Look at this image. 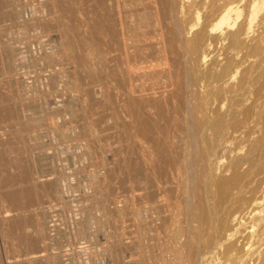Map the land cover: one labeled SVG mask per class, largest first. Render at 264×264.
Returning <instances> with one entry per match:
<instances>
[{"label": "rangeland", "instance_id": "1", "mask_svg": "<svg viewBox=\"0 0 264 264\" xmlns=\"http://www.w3.org/2000/svg\"><path fill=\"white\" fill-rule=\"evenodd\" d=\"M83 1L86 5L82 0H0V215L2 217V214H11L10 217L4 218V221L0 220V264H4L6 258L9 257H18L47 249L48 255L60 253L64 257L58 259L52 255L53 259L33 264H71L73 260L68 257L72 259L71 254L77 257V253H79L77 251L81 247L89 251L92 250L90 249L92 242L88 237H84L76 218L83 219L82 216L88 218L103 214V212L104 219L101 224L105 226L103 228L106 231L109 230L112 221L119 218L123 226L119 232L126 238L122 243L123 248L128 253L139 254L133 256L135 261L146 258L145 250L139 249V247L134 250L130 240L134 236L133 233L138 232L139 227L132 226L131 218L134 211L141 208L143 193L135 191L128 195V187L123 185H127L128 181H124L125 178L127 179V175L122 176L124 173L120 170L126 168L127 161L125 163V160L129 159V156L128 159L124 157L127 156L126 151H128V155L130 151L135 154L134 148L139 149L137 146L141 145L142 137L139 143L140 139L137 138L139 136L136 139L132 136L131 131H126V128L130 130L128 127L130 120L126 117L127 108L123 107V101L125 94L130 89H148L149 91L146 93L164 90L171 92L172 87L166 89L165 87L172 84L176 74L183 76L184 70L178 66L179 57L176 56L177 61L175 57L172 60L169 50L163 49L161 39L156 38V35L159 34L157 29L160 28L164 13L172 10V4L168 5L164 11L159 12L155 9L154 0H117L120 3L118 7L114 0L111 4L112 7L108 6V8L111 9L110 14L115 18L114 23L117 29L120 31L123 20L121 17L125 15L128 19L123 23L127 27V31L130 30L123 36L130 43L129 57L116 60L114 53L111 52L103 53L102 56L97 54L96 50L99 52V47L89 41L90 32H87L84 23L88 16L87 20L92 18V10L91 13L89 11L92 9L89 8V6L92 7V0H90L91 2ZM185 1L184 5H180V12L186 28L196 32L204 26L206 21L210 28L214 24L216 25V22L206 18L208 3L205 4L199 0ZM233 1L235 0H224L218 4L221 6L223 2ZM253 1L257 2L256 15L253 13L252 6H249L248 0L242 1L245 4L240 2L242 9H245L243 10L246 16L239 21V25L248 23V19L251 18L249 17L250 13L253 16V19H250L253 25L258 27L261 22L264 24V5L260 0ZM253 1L252 3H254ZM250 5L252 4L250 3ZM250 7L251 9H249ZM50 13H52L51 16H49ZM218 32L217 30L216 34ZM261 37L264 43V32L261 33ZM98 40L108 41V38L99 34ZM46 48L52 49L51 54L41 56V51ZM217 49L221 51L220 47ZM210 57L209 63L207 62L208 64H205L203 68L211 66L215 61L214 55ZM171 61H174L177 67L172 74L177 72L178 68L183 72L170 75L168 71ZM114 73L115 76H113ZM131 73L135 76L129 82L128 78L129 75H132ZM260 95L259 98V94H256L253 97L254 101L249 100L243 107L264 116V93ZM58 100L67 102V107L60 110L62 112L59 115L56 113L59 110L54 108L56 104H59ZM249 102L251 103L249 104ZM259 102H261L260 106ZM172 103L173 99L164 101V106L167 104L169 109L163 107L164 114H166L164 118L167 121H170V116L173 114L170 123L166 121L165 124L163 121L164 126L162 125V127L160 121L163 120V117H154L156 122L158 120V126L162 127L161 130L165 133L173 132L171 125L175 122L176 111L180 110L177 120L180 119L179 123L183 126L182 119L185 114L183 99L182 101L176 100V103L171 106ZM175 104L180 105V109ZM227 109L228 106L222 107L220 113L227 114ZM167 115L169 118L166 117ZM168 123L171 124L169 127H167ZM95 125H97V129L93 128ZM122 125L127 127L124 128ZM133 132L135 133V130ZM182 136L185 144L184 133ZM160 139H164L163 142H165L166 138L162 136ZM117 140H120V142L118 141L120 144ZM132 142L136 147L130 146ZM183 143L181 144L183 145ZM232 143L235 150H240L245 146V141L242 138L234 140ZM36 147H43V149L41 148L42 152H40L41 149L38 152ZM128 147H132L134 152ZM118 148L121 149L119 151L120 154L122 153V157H119L121 156L119 154L116 158ZM116 149L117 153L113 154ZM122 149L123 152H121ZM79 151L82 153L78 155ZM48 152L51 153L48 154ZM137 154L134 156L135 159ZM168 154V159L169 156L170 160L174 159L171 152ZM183 155L185 152L182 153V157ZM120 158H125V160L122 161L123 159ZM120 160L123 167L118 164L122 168L117 169L119 166L116 163ZM228 160H225L227 177L231 175L232 170L228 165ZM115 167L117 170L114 169ZM108 169H111L110 172L116 171L117 174L112 172V176L108 177V174H111ZM118 172L122 174L118 175ZM40 175L46 176V178L40 179ZM114 179L117 183L114 182ZM41 180L42 182H40ZM122 186L124 187L122 188ZM173 193L163 197L162 200L160 199L162 207L166 206L168 202L165 210L161 207L163 210L161 218L167 223L173 215H170L171 209H175V211L172 210V213H180L183 210L180 194ZM30 194L31 196L28 197ZM108 194L112 195L114 199L112 196L110 199ZM120 196L121 198H119ZM109 199L111 202H117L118 205V208L110 205L114 213L113 220L112 216L107 214V209L102 211ZM124 199L132 204L128 210L124 208L126 201ZM118 201L121 207H119ZM100 205L102 206L100 207ZM40 206L45 208L46 212L40 209ZM263 206L262 204L257 206L256 210L262 213L259 217L264 215L261 211L264 209ZM117 209L121 211L115 214ZM40 210L44 212L42 213ZM168 211L170 212L168 213ZM251 221L244 229L247 232H245L246 238L252 236L255 230L258 231L256 219ZM52 225L57 227L53 229V232H51ZM163 230L165 229L159 230V235L161 239L164 236L163 238L166 240V231ZM20 234H23L27 241L25 239L21 242L19 237L22 235ZM161 239L159 242L165 241H160ZM59 241L61 244L57 243ZM31 242L36 244L33 246ZM52 245L54 247L57 245L53 248L57 250L56 252L52 250ZM160 245L162 243H157V246L152 245L150 248V255H156L153 260L155 262L150 261L152 264H161L162 261L163 263L166 261L160 254L164 251L159 249L163 246L160 247ZM73 247L78 250L76 248L74 250ZM66 250H68L66 254L69 256L65 254ZM127 261L124 264H129ZM222 264L232 263L223 261Z\"/></svg>", "mask_w": 264, "mask_h": 264}, {"label": "bare ground", "instance_id": "2", "mask_svg": "<svg viewBox=\"0 0 264 264\" xmlns=\"http://www.w3.org/2000/svg\"><path fill=\"white\" fill-rule=\"evenodd\" d=\"M113 1L92 0V7L89 6V8H92L89 10L90 13L92 10V18L87 20L88 16L84 24L87 32H90L89 41L99 47V52L96 50L97 54L102 56L103 53L111 52L118 60L122 57H129L130 43L123 36L129 33L130 30L127 31V27L123 23L128 19L125 15L121 17L123 20L120 31L117 29L114 23L115 18L110 14L111 9L108 8V6L112 7ZM199 1L205 4L208 3V16L206 18L216 22V25L214 24L212 27L210 24L212 27L210 28L206 21L204 26L195 32L184 26L185 22L180 12V5H184L185 0H167L164 2L154 0L155 9L159 12L164 11L168 5L172 4V10L164 13L160 28L157 29L159 34L156 35V38L161 39L163 49L169 50L172 60L174 57L176 59V56L179 57L178 66H181L184 72L181 69L178 70L179 68L177 72H183V76L176 74L173 77L172 84L165 87V89L172 87L171 92L164 90L162 92L146 93L149 91L148 89H130L124 96L123 107L127 108L126 117L130 120L128 126L130 130L126 128V125H122V127L126 128V131H131L133 137L139 136L140 138L137 137L138 140L140 139L139 143L141 137L142 141L141 145L137 146L139 149L134 148L135 154L138 153L136 159L134 153L130 151L128 155V151H126L127 156L124 157L128 159L129 156V159L120 158L123 159L122 161L125 160V163L127 161V165L124 164L126 168H122L121 160L119 161L121 163H115L117 165L121 164L122 167L121 165H118L119 168L115 166L117 169L122 168L120 169L124 173L122 176L127 175V179L125 178L124 181H128L126 182L128 186L123 185L126 188L128 187V195L133 194L135 191L143 193L141 208L134 211L131 218L132 226L139 227L138 232L133 233L134 236L130 240L134 250L137 247L145 250L146 258L135 261L133 256L139 254L128 253L123 248L122 243L126 238L119 232L123 227L121 225L122 221L119 218L113 220L114 213L111 210V206L118 208V205L117 202L110 201L113 196L108 194L110 199L104 205L102 211L107 209V214L112 216L113 221L111 220L109 230L106 231L103 228L105 226L101 225L103 224L104 212L88 218L82 216L83 219L75 217L84 233V237H88L92 242L90 248L92 250L89 251L82 247L78 250L75 247L79 253L76 257L69 251L72 259L68 258L73 260L71 264H124L126 260L129 264H152L155 262L153 260L156 255H150V248L152 245L157 246V243H162L163 246L160 245V247L164 248H158L164 250L163 254L166 253L165 255L160 253L166 260L165 263L161 260V264H222L223 261L232 264H264V215L259 217L262 213L256 210L257 206L260 204L263 206L264 204V116L261 113L255 114L251 109L243 107L249 100L254 101L253 97L256 94H259L260 98V94L264 93V43L261 37V33L264 32V24L261 22L259 26L257 25L258 27L253 25L250 21L253 16L250 13L249 17L251 18L248 19V23L239 25V21L246 16L245 9L243 8V10L241 5L244 0H239L241 3L236 0L223 2L221 6L218 3L224 0ZM252 1L248 0L249 6H252L253 13L256 15L257 2L253 1L254 3H252ZM260 1L264 5V0ZM82 2L85 3L83 0ZM89 2L91 1L89 0ZM115 5L118 7L120 5L119 1L116 0ZM82 7L84 8V4ZM246 10L248 11V8ZM51 15L52 13L49 14V16ZM211 21L209 22L212 23ZM217 30L219 31L218 34H216ZM99 34L106 36L108 41L98 40ZM90 47L92 48V46ZM217 47H220L221 51H218ZM51 50V48L44 49V51H41V56L51 54ZM93 50L95 52V49ZM211 55H214L215 61L211 66L203 68L205 64L209 63L208 59L211 58ZM176 68L175 62L171 61L168 73L171 75ZM113 76H115V73ZM134 76L133 74L129 75L128 81L130 82V79L132 80ZM136 93L138 95H135ZM170 99H173L171 106L176 103V100L182 101L183 99L185 114L183 119L181 118L183 123V126H181L180 119L177 120L180 105L175 104L178 106L179 111L175 110L177 113L174 117L175 122L172 125L170 124L173 126L171 127L173 132L165 133L161 130L164 126L163 121L165 124L167 121L164 118L166 115L164 114V108H169H167V104L164 106V101ZM58 103L56 107L54 106L55 109L59 110L56 112L57 115L62 112L60 110L67 107V102L64 103L58 100ZM259 103L260 106L261 102ZM249 104L247 105L249 106ZM226 106L229 109H227V114H221L222 107L225 108ZM173 108L174 106L172 110ZM155 116L157 118L163 117V120L160 121L162 122L160 126L163 125L161 128L158 126L159 123H157L158 120L156 122ZM168 116L166 117L169 118ZM170 121L167 122L170 123ZM169 123L167 127L170 126ZM93 128L97 129V125ZM181 132L184 133L185 144ZM162 136L166 138L165 142H163L164 139H160ZM241 138L245 141V146L240 150H235L232 142ZM131 139L133 141V138ZM118 141L120 142V140ZM170 144L173 145L170 146ZM130 146L136 147L133 142ZM39 147H36L38 152L41 148L43 149V147ZM132 147H128L129 150L133 149ZM42 149L40 152H42ZM119 150L121 149L118 148L116 158L120 154ZM115 151L113 154L117 153V149ZM121 152H123V149ZM168 152H171L172 157L174 155V159L170 160V156L168 159ZM184 152L185 155L182 157ZM50 153L48 152V154ZM80 153L82 152L79 151L78 155ZM126 153L124 152V155ZM130 154L133 156L131 155V157ZM119 157H122V155ZM225 160L229 161L228 165L232 169L229 177L226 175ZM111 169H108L109 172ZM125 169L127 171L124 172ZM112 172L108 174V177L112 176ZM120 172H118V175L122 174ZM113 173L115 174L116 171ZM43 177L46 178L42 175L39 178L44 179ZM114 182H116L115 179ZM173 192L180 194L183 210L180 213H172V210L175 211V209H171L170 215H173L170 221L168 216V224L161 218L162 208L165 210L168 202L166 206L162 207L161 200L167 195L170 196ZM119 198L118 200H120ZM104 203H106L105 200ZM124 205V208L128 210L132 204L126 200ZM40 209L43 208L40 206ZM40 211L42 212V210ZM40 211L38 212L41 214ZM119 211L121 210L117 209L115 214ZM261 211L264 214V209ZM10 216L11 214H2L0 220L4 221V218ZM166 216L164 217L166 218ZM252 219H256L258 231L255 230L252 236L246 238L244 229ZM15 222L18 223L19 221ZM51 228V232H53V229L57 227L55 228L52 225ZM160 229H165L163 231H166V240L163 238L164 236L161 239ZM20 235H22L21 237L18 236L20 241H25L26 237L23 234ZM159 239L165 241L159 242ZM59 242L57 243L61 244V241ZM35 244L33 242L31 245L34 246ZM55 247L52 245V250L56 252L57 250L53 249ZM47 250L31 252L13 258L9 257L6 258L4 264H33L53 259L52 255L58 257V259L64 257L60 253L48 255ZM68 250L65 251V254ZM61 252L63 253V251ZM140 255L142 256V252ZM50 256L51 258H49ZM151 260L152 263H150Z\"/></svg>", "mask_w": 264, "mask_h": 264}]
</instances>
